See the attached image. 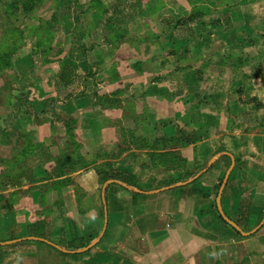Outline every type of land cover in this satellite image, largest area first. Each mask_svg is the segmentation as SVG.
Wrapping results in <instances>:
<instances>
[{
  "label": "crops",
  "instance_id": "0c3cea01",
  "mask_svg": "<svg viewBox=\"0 0 264 264\" xmlns=\"http://www.w3.org/2000/svg\"><path fill=\"white\" fill-rule=\"evenodd\" d=\"M24 10L55 36L16 48L17 69L42 65L29 99L47 121L16 124L11 142L0 134V242H99L71 254L23 240L0 247V264H264V225L243 236L217 206L235 161L223 213L243 232L264 220V0H0V18ZM74 130L110 153L106 185L94 183L98 167L46 169L69 157ZM24 135L32 145L20 152ZM18 163L29 164L22 174ZM26 174L35 184L14 183ZM14 194L37 197L6 211Z\"/></svg>",
  "mask_w": 264,
  "mask_h": 264
},
{
  "label": "rangeland",
  "instance_id": "374dc122",
  "mask_svg": "<svg viewBox=\"0 0 264 264\" xmlns=\"http://www.w3.org/2000/svg\"><path fill=\"white\" fill-rule=\"evenodd\" d=\"M27 6H31L28 3ZM33 6L38 7V4H34ZM39 9V8H37ZM28 12V10H24L20 15L18 12H15V15L12 18H0V134L3 132L6 133L7 141L11 142V140L17 135L13 132V129L16 128V124L20 127L22 124H29L34 123L37 121H47L44 117L35 116V108L33 107V101L29 99V93L32 94L33 89H35V85L38 83L32 82L33 75L41 74L42 72V65L40 66V61L36 63L34 60L31 62L28 61V64L21 69H18L15 66L17 60H19V56L16 54L18 51L16 48L19 45H25L27 43L26 40L30 42L37 41L38 42H48L53 43L55 40V36L52 34L47 33L43 30L42 22H39L36 17L35 20L26 18L28 15H24ZM39 12V10L37 11ZM52 13V12H51ZM38 13L36 16H39ZM49 14V13H48ZM50 16V14H49ZM42 18V17H41ZM44 20V19H43ZM45 21V20H44ZM12 27V28H11ZM40 28V29H39ZM46 29V28H45ZM42 54L44 52H41ZM33 54V53H32ZM38 54V53H37ZM34 55V54H33ZM36 55V54H35ZM31 57V54L28 58ZM39 72V73H38ZM53 109V108H52ZM44 111L42 112L43 116ZM51 120V118H50ZM66 122L71 125L74 123V127L78 126L79 119L76 117H72ZM69 124V125H70ZM25 126V125H23ZM73 127V126H72ZM25 129V128H20ZM24 134L28 131L23 130ZM80 133V134H79ZM91 138L93 137L92 134ZM77 136L82 139L81 132L75 131L69 134L67 141L63 144L70 145L67 148L69 150L68 155L63 154L62 157H51L50 162H47L46 169L53 170L56 174H66L77 172L79 169L83 170H93V168L97 171L94 175V183L95 185L104 186L108 183L109 174L108 171L110 169V164L108 161L107 154L104 157L98 156L96 150L93 146L89 147V142L86 140V143H77ZM21 138V137H20ZM24 141L20 144V152L28 151L32 143L29 142V138L25 135L22 136ZM79 140V139H78ZM91 140V139H90ZM82 142V141H81ZM53 143V142H52ZM77 143L78 145L74 144ZM87 145V146H86ZM81 153V154H80ZM79 154V155H78ZM96 156H95V155ZM110 154V153H109ZM108 154V155H109ZM81 155V156H80ZM82 155H84L82 157ZM86 155V156H85ZM99 160H103L102 163H99ZM36 164L30 163V167H34ZM44 165V164H42ZM29 164H20L18 163L19 173L22 174L25 172ZM25 168V169H24ZM43 172V171H41ZM46 178V177H45ZM41 179V178H39ZM33 181V176L29 174L26 175H18L16 179H14V183L18 186H21L23 181ZM37 180L36 182H38ZM29 184H35L31 183ZM72 182V179L69 178L64 181V186L69 185ZM89 179L85 181L87 184ZM11 183V180H10ZM29 184H27L29 186ZM89 185V184H88ZM30 187V186H29ZM34 185L31 186L30 190L32 193L35 194V191L32 190ZM44 191V190H43ZM46 195H40L41 198L45 199ZM71 197L73 196L75 199L74 201L77 202L78 205H87L90 202L91 198L87 192H82L81 190L76 191L75 193H71ZM37 196L34 195H26V194H14L8 195L6 199V205L4 208L6 211L21 209L24 207H30L33 205L32 198H36ZM34 200V199H33ZM9 201V202H8ZM32 202V203H31ZM79 208V207H78ZM75 210L72 211V214L79 213V209L74 208ZM85 213V212H84ZM13 237H16L12 235ZM62 246H65L63 243Z\"/></svg>",
  "mask_w": 264,
  "mask_h": 264
},
{
  "label": "water",
  "instance_id": "95a60500",
  "mask_svg": "<svg viewBox=\"0 0 264 264\" xmlns=\"http://www.w3.org/2000/svg\"><path fill=\"white\" fill-rule=\"evenodd\" d=\"M218 158V155L216 156V158H213L209 164H208V168L212 166V164L216 161V159ZM234 165H235V161L232 162V166L230 167V169L228 170V172L226 173V176L223 180V183H222V186L220 188V192H219V195H218V200H217V206H218V210H219V213L221 215V217L223 218V220L228 224L230 225L232 228H234L237 232H239L240 234H242L243 236H250L252 234H255L263 225H264V220L261 222V224L255 228L254 230H252L251 232H243L241 230V228L233 221H231L229 218H227L224 213H223V210H222V206H221V195H222V192H223V189L225 188L227 182H228V179H229V176L231 174V171L232 169L234 168ZM206 170H204L203 172H205ZM106 225H107V219H105V225H104V230L102 232V234L100 235L103 236L104 234V231H105V228H106ZM23 240H32V241H41V242H44V243H47L49 245H52L54 246L56 249L60 250V251H63L65 253H71V254H79V253H85L87 251H89L90 249H92L93 247H95L97 245V243L99 242V238L96 239L95 241H93L92 243H90L87 247H85L84 249H81V250H78V251H66V250H63L62 248H60L59 246L57 245H54L52 244L51 242H48L44 239H40V238H36V237H28V238H24V239H18V240H11V241H6V242H0V247H4V246H10V245H14L16 243H19Z\"/></svg>",
  "mask_w": 264,
  "mask_h": 264
},
{
  "label": "trees",
  "instance_id": "16d2710c",
  "mask_svg": "<svg viewBox=\"0 0 264 264\" xmlns=\"http://www.w3.org/2000/svg\"><path fill=\"white\" fill-rule=\"evenodd\" d=\"M130 185V184H129Z\"/></svg>",
  "mask_w": 264,
  "mask_h": 264
}]
</instances>
